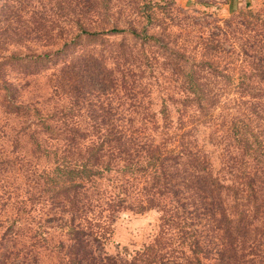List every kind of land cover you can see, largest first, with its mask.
Listing matches in <instances>:
<instances>
[{
	"label": "trees",
	"instance_id": "trees-1",
	"mask_svg": "<svg viewBox=\"0 0 264 264\" xmlns=\"http://www.w3.org/2000/svg\"><path fill=\"white\" fill-rule=\"evenodd\" d=\"M107 3L85 0L70 38L139 49L106 41L99 73L64 63L42 136L0 158V264H264V5L180 44L132 19L98 27ZM90 67L96 89L71 76ZM149 211L150 241L110 254L122 214Z\"/></svg>",
	"mask_w": 264,
	"mask_h": 264
},
{
	"label": "rangeland",
	"instance_id": "rangeland-1",
	"mask_svg": "<svg viewBox=\"0 0 264 264\" xmlns=\"http://www.w3.org/2000/svg\"><path fill=\"white\" fill-rule=\"evenodd\" d=\"M84 1L0 0V158L18 155L24 145L29 148L37 135L42 136L41 123H49L53 80L64 63L82 67L84 57L92 59L88 64L94 68L71 76L91 79L92 89H96L93 85L97 78L91 68L99 73L101 61L93 59L94 53H104L106 41L139 49V44L125 33L95 39L81 34L72 40V33H76L72 30L85 16ZM263 5L264 0H111L102 7L93 6V17L105 30L123 29L125 19H132L137 31L146 27L164 41L183 44L186 26L193 27L192 34H196L208 22L219 20L223 24L232 16ZM148 13L153 15L149 23L143 19ZM145 50L164 53L157 47L146 46ZM123 64H115V68L121 69ZM158 224L159 216L154 211L122 214L107 251L115 254L123 247L139 248L156 234ZM39 258L40 264H54L47 256Z\"/></svg>",
	"mask_w": 264,
	"mask_h": 264
}]
</instances>
